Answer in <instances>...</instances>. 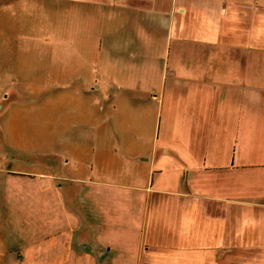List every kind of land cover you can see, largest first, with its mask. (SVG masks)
Segmentation results:
<instances>
[{
	"label": "crops",
	"instance_id": "crops-1",
	"mask_svg": "<svg viewBox=\"0 0 264 264\" xmlns=\"http://www.w3.org/2000/svg\"><path fill=\"white\" fill-rule=\"evenodd\" d=\"M0 2L51 14L73 53L42 235L2 264H264V0Z\"/></svg>",
	"mask_w": 264,
	"mask_h": 264
},
{
	"label": "rangeland",
	"instance_id": "rangeland-1",
	"mask_svg": "<svg viewBox=\"0 0 264 264\" xmlns=\"http://www.w3.org/2000/svg\"><path fill=\"white\" fill-rule=\"evenodd\" d=\"M51 17L40 16L35 5L22 10L19 4L0 2L1 243L26 242L42 235L37 205L47 178L41 172L52 171L46 164L48 154L42 153L59 135L51 124L53 92L57 91L52 78L69 76L73 54L53 51V45L64 42L53 34ZM30 80L39 82L37 93L27 91V86H35L26 84ZM35 111L43 112L36 115ZM9 259L5 263L13 264Z\"/></svg>",
	"mask_w": 264,
	"mask_h": 264
}]
</instances>
